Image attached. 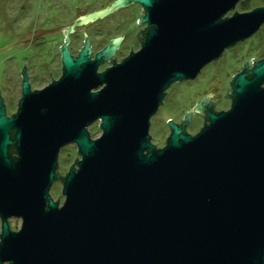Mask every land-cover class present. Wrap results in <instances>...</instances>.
<instances>
[{
    "label": "water",
    "instance_id": "1",
    "mask_svg": "<svg viewBox=\"0 0 264 264\" xmlns=\"http://www.w3.org/2000/svg\"><path fill=\"white\" fill-rule=\"evenodd\" d=\"M239 2L115 0L75 24L139 3L140 48L116 62L127 30L92 58L80 30L85 44L73 56V24L59 49L62 75L39 90L23 56L18 110L8 115L0 95V264H264V58L232 76L229 109H214L216 87L184 106L180 123L167 120L163 147L150 132L168 86L263 25L264 5L229 16ZM192 111L205 113L195 134ZM68 143L81 158L63 176ZM56 180L62 204L50 194ZM10 217L21 218L18 231Z\"/></svg>",
    "mask_w": 264,
    "mask_h": 264
},
{
    "label": "rangeland",
    "instance_id": "2",
    "mask_svg": "<svg viewBox=\"0 0 264 264\" xmlns=\"http://www.w3.org/2000/svg\"><path fill=\"white\" fill-rule=\"evenodd\" d=\"M115 0H0V95L7 102L8 115L18 110L21 93V68L24 66L23 56H27L26 73L32 79L33 89L45 87L53 79L62 75V60L60 46L65 43L64 38L68 28V48L72 46L73 53L77 54L85 44V34L90 39V49L95 55L105 47L111 37H120L127 30V34L119 42L114 55L116 62H120L129 55L132 47L137 51L140 39L137 36L138 28L146 26L139 23V17L144 13L139 3H130L119 6L103 16L96 17L80 24L76 19L80 14L88 15L109 8ZM264 0H240L234 10L228 13L231 16L235 11H248L257 6H263ZM135 35V36H134ZM74 36V38H72ZM215 63H207L194 79L181 80L172 83L167 88L163 104L158 107L152 116L150 132L152 142L158 147L166 144L170 134L167 120L172 118L180 123L184 115V106L189 110L197 100L205 96L212 89L215 96L209 99L217 101L214 107L218 110L230 108L231 97L225 96L231 84L232 76L242 68V62L255 57V60L264 57V23L246 40L228 47ZM252 63V62H251ZM112 65L107 59L99 66V71ZM5 98V99H4ZM205 115V113H203ZM198 111H192L187 125L189 133H197L204 125V117ZM100 121H94L89 130L93 138L98 137L102 130ZM76 144L68 143L62 146L59 155V172L64 176L78 155ZM61 180L54 181L50 194L63 203L65 196L62 193ZM21 218L11 219L14 230L20 229Z\"/></svg>",
    "mask_w": 264,
    "mask_h": 264
},
{
    "label": "flooded vegetation",
    "instance_id": "3",
    "mask_svg": "<svg viewBox=\"0 0 264 264\" xmlns=\"http://www.w3.org/2000/svg\"><path fill=\"white\" fill-rule=\"evenodd\" d=\"M90 14H88V15H82V14H80L79 15V17H76V19L78 20V21H80L82 18L81 17H88ZM143 35V34H142ZM141 35V36H142ZM143 37V36H142ZM72 38H74V36H72ZM121 42H123V40H121ZM70 47V51H71V54L73 55V56H77L78 55V53H79V51H78V53L77 54H75V53H73V48H72V46H69ZM61 54V53H60ZM92 56V58H94V56L95 55H91ZM262 58H264V57H262ZM261 58V59H262ZM259 60V59H258ZM257 60H255V61H252V63L249 65V69H251L253 66H254V64H255V62H256ZM243 66H244V62H242V68L239 70V71H241L242 69H243ZM239 71H237V72H239ZM235 74H237V73H235ZM234 74V75H235ZM29 76V75H28ZM21 78H22V80H21V82H23V76H22V73H21ZM32 81V79L29 77V83H30V85H31V89L32 90H35V89H33V81ZM21 93H22V83H21ZM20 93V94H21ZM5 99V98H4ZM5 102V106H6V111H7V102H6V100L4 101ZM211 102H214L212 99H211ZM214 109L215 110H218L217 108H216V106L214 107ZM219 111V110H218ZM7 114H8V111H7ZM15 218V217H14ZM16 218H19L20 219V217H16ZM11 219H12V217H10L9 219H8V223H9V227H10V230L11 231H18V230H14L13 228H12V226H11ZM1 232H2V223H1V218H0V235H1ZM6 263V262H5Z\"/></svg>",
    "mask_w": 264,
    "mask_h": 264
},
{
    "label": "trees",
    "instance_id": "4",
    "mask_svg": "<svg viewBox=\"0 0 264 264\" xmlns=\"http://www.w3.org/2000/svg\"><path fill=\"white\" fill-rule=\"evenodd\" d=\"M143 33H145V31L144 32H142V34ZM143 39H144V37H141V39H140V43L143 41ZM10 152H11V154L13 155L12 157H14L16 154H15V149L14 148H11L10 149Z\"/></svg>",
    "mask_w": 264,
    "mask_h": 264
}]
</instances>
